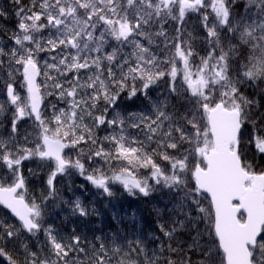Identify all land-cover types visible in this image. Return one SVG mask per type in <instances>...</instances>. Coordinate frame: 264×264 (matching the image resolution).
Instances as JSON below:
<instances>
[{
  "label": "snow or ice",
  "instance_id": "6c2138e0",
  "mask_svg": "<svg viewBox=\"0 0 264 264\" xmlns=\"http://www.w3.org/2000/svg\"><path fill=\"white\" fill-rule=\"evenodd\" d=\"M0 97V264H264V0L0 2ZM73 173L163 192L165 239L48 224L97 214Z\"/></svg>",
  "mask_w": 264,
  "mask_h": 264
},
{
  "label": "trees",
  "instance_id": "16d2710c",
  "mask_svg": "<svg viewBox=\"0 0 264 264\" xmlns=\"http://www.w3.org/2000/svg\"><path fill=\"white\" fill-rule=\"evenodd\" d=\"M0 2L8 3L9 0H0ZM194 23V19L190 21L189 30H192L191 25ZM12 26L14 25L9 24V27ZM138 104L139 102H137ZM130 110L138 111L140 109L133 107ZM104 134L103 131L100 132L101 136ZM85 151H87V148H85ZM37 166L35 161L26 162V168L35 170ZM46 170V168H43L41 172H46ZM33 186L37 190L42 187L39 180H34ZM57 191L67 201L79 197L90 208L96 209L97 212V214L87 218H79L70 215L67 207L63 204L58 208L50 206L49 215L46 217L47 223L62 232L67 233L72 228H76L79 233L88 239H91L93 235L116 236L121 243L125 240H140L149 248H156L165 239L159 225L168 223L169 217L166 212L171 208V205L168 203V196L163 192H157L147 198L140 195L132 196L121 185L115 184L113 185L115 195L106 197V195L100 194L99 190L95 189L90 182L78 173L58 177ZM0 216H6L10 223H16L14 218L1 206Z\"/></svg>",
  "mask_w": 264,
  "mask_h": 264
}]
</instances>
